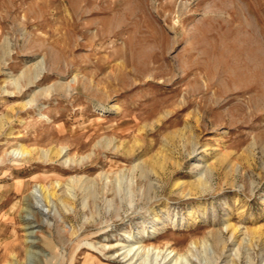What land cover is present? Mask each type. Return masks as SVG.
Listing matches in <instances>:
<instances>
[{
	"label": "rangeland",
	"instance_id": "1",
	"mask_svg": "<svg viewBox=\"0 0 264 264\" xmlns=\"http://www.w3.org/2000/svg\"><path fill=\"white\" fill-rule=\"evenodd\" d=\"M0 119V264H264V0H0Z\"/></svg>",
	"mask_w": 264,
	"mask_h": 264
},
{
	"label": "bare ground",
	"instance_id": "2",
	"mask_svg": "<svg viewBox=\"0 0 264 264\" xmlns=\"http://www.w3.org/2000/svg\"><path fill=\"white\" fill-rule=\"evenodd\" d=\"M37 68V67H36ZM43 69V68H42ZM46 69V68H45ZM29 78V77H28ZM27 78V79H28ZM33 78V77H32ZM34 78H35V76H34ZM34 78L33 79H28V83L30 84V83H32L33 81H34ZM19 85V84H18ZM17 85V86H18ZM18 88V87H17ZM2 126H3V123H2V121H1V119H0V130H1V128H2ZM1 133V132H0ZM17 152L16 153H18V154H21V156H29V157H34L36 154H39L40 155V157L41 158H52L53 156H61V155H63V148H60V149H56V148H49V149H39V148H37V147H24L23 145H22V147L21 148H19L18 150H16ZM65 152V151H64ZM38 155V156H39ZM65 155V154H64ZM63 155V156H64ZM37 157V156H36ZM40 157H38V158H40ZM202 159V158H201ZM67 161V160H66ZM161 162V161H160ZM198 165L197 166H200V163H197ZM153 169L155 170V168H154V166H153ZM156 172V171H155ZM76 182L75 183H77V181L79 182L80 181V178L78 179V178H75L74 179ZM205 180V179H204ZM203 180V178H199V182L200 183H205V181ZM55 183V182H54ZM53 183V184H54ZM176 183V182H175ZM182 183V182H181ZM62 183L59 181V180H57L56 181V183L54 184V186L53 187H47L45 184H43V183H39L38 185H39V191H40V195H41V197L43 198V200L45 201V203L48 205V206H50L51 205V198H54V197H56V196H58V194H57V192H56V190H55V188H57V186H60ZM176 184H180V182H177ZM69 185V184H68ZM201 185V184H200ZM204 185V184H203ZM205 185H206V183H205ZM79 187V186H78ZM32 193H33V191H32ZM95 194V193H94ZM70 195V194H69ZM30 196H32L33 197V195L31 194ZM38 197V196H37ZM36 200V199H35ZM62 202L63 203H66L65 202V199L64 200H62ZM63 205V204H62ZM26 206H28V207H26L27 208V211H29L30 212V208H31V206H33V205H31L30 203H26ZM31 213V212H30ZM28 219V227L29 228H31L32 227V225H31V220H33L32 218H27ZM230 229H231V231H232V235H234L235 233H236V227L234 226V225H231V224H229V226H228ZM253 233L254 234H256L257 235V237L258 238H260V237H262L263 236V233L261 232V231H258V230H253ZM223 243L224 244V247L226 246V244H225V241H223V239L220 237V235H216L215 236V243H217L218 245L220 244V243ZM124 245V244H123ZM223 246V245H222ZM139 248V247H138ZM147 248V247H146ZM132 250V249H131ZM130 250V251H131ZM125 252H127V250L126 251H124V253ZM173 252V250H171V251H169V253L166 255V256H164L162 259H161V261H159L158 260V262L156 263V261H154V263L153 264H176V262L175 263H172V261L173 260H167V258H168V256H169V254L170 253H172ZM130 254V252L128 251V253H126L125 254V256H123V257H127L128 255ZM173 255H175V253L173 254ZM182 255V254H181ZM230 255V254H229ZM142 256V255H141ZM181 257H183V256H181ZM155 258V257H154ZM159 257H157V259H158ZM131 259V258H130ZM145 259V258H144ZM174 259V258H173ZM176 259V258H175ZM174 259V260H175ZM179 259V258H178ZM182 259V258H181ZM133 260V259H132ZM150 260H151V258H150ZM155 260V259H154ZM183 260V259H182ZM218 260V259H217ZM142 261V260H141ZM167 261V262H166ZM135 263V262H134ZM145 263V262H144ZM143 262L142 263H140V264H144ZM145 264H147V263H145Z\"/></svg>",
	"mask_w": 264,
	"mask_h": 264
}]
</instances>
